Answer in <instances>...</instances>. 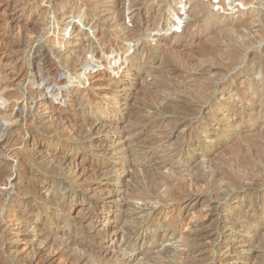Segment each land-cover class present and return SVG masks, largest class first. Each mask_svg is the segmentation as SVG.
Instances as JSON below:
<instances>
[{
  "label": "rangeland",
  "instance_id": "1",
  "mask_svg": "<svg viewBox=\"0 0 264 264\" xmlns=\"http://www.w3.org/2000/svg\"><path fill=\"white\" fill-rule=\"evenodd\" d=\"M0 264H264V0H0Z\"/></svg>",
  "mask_w": 264,
  "mask_h": 264
},
{
  "label": "bare ground",
  "instance_id": "2",
  "mask_svg": "<svg viewBox=\"0 0 264 264\" xmlns=\"http://www.w3.org/2000/svg\"><path fill=\"white\" fill-rule=\"evenodd\" d=\"M172 14H175V15H178V13L177 12H174V13H172ZM197 21V20H196ZM50 61V60H49ZM238 63V62H237ZM171 101V100H170ZM172 102V101H171ZM169 103V102H168ZM168 103H167V106H168ZM165 110V109H164ZM166 111V110H165ZM185 126V125H184ZM197 129V128H196Z\"/></svg>",
  "mask_w": 264,
  "mask_h": 264
}]
</instances>
